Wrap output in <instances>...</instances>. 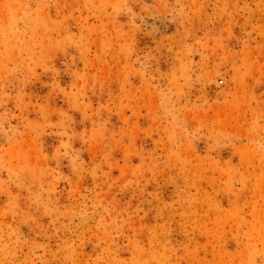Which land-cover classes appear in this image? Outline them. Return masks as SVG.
Instances as JSON below:
<instances>
[{
    "label": "rangeland",
    "instance_id": "obj_1",
    "mask_svg": "<svg viewBox=\"0 0 264 264\" xmlns=\"http://www.w3.org/2000/svg\"><path fill=\"white\" fill-rule=\"evenodd\" d=\"M0 264H264V0H0Z\"/></svg>",
    "mask_w": 264,
    "mask_h": 264
}]
</instances>
